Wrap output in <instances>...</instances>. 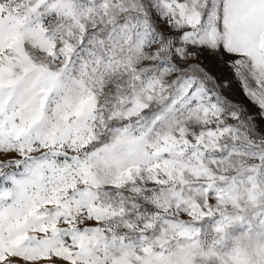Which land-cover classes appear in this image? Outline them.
I'll use <instances>...</instances> for the list:
<instances>
[{"label":"snow or ice","instance_id":"snow-or-ice-1","mask_svg":"<svg viewBox=\"0 0 264 264\" xmlns=\"http://www.w3.org/2000/svg\"><path fill=\"white\" fill-rule=\"evenodd\" d=\"M0 264H264V0H0Z\"/></svg>","mask_w":264,"mask_h":264}]
</instances>
